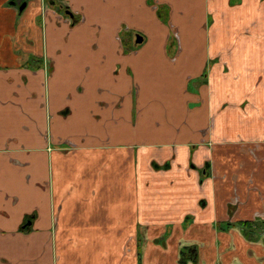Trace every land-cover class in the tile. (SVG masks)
<instances>
[{"label": "crops", "instance_id": "0c3cea01", "mask_svg": "<svg viewBox=\"0 0 264 264\" xmlns=\"http://www.w3.org/2000/svg\"><path fill=\"white\" fill-rule=\"evenodd\" d=\"M262 49L264 0H0V264H264Z\"/></svg>", "mask_w": 264, "mask_h": 264}, {"label": "trees", "instance_id": "16d2710c", "mask_svg": "<svg viewBox=\"0 0 264 264\" xmlns=\"http://www.w3.org/2000/svg\"><path fill=\"white\" fill-rule=\"evenodd\" d=\"M64 8H67V7L65 6ZM160 8L163 9V7H159L158 9H160ZM158 14H160V16L163 18L165 17V16H162L160 10H158ZM74 19H75V17H74ZM172 44H173V38L170 37V40L168 42V50H171ZM239 225H240V228L242 229V231L247 235L250 233V231L252 229L255 228V225H257V227H260L263 229V231L260 234L261 236H262V233H264V219H262V218H255V220L251 223L242 222ZM138 255H140V250H138ZM182 261H186V260L183 259Z\"/></svg>", "mask_w": 264, "mask_h": 264}, {"label": "rangeland", "instance_id": "374dc122", "mask_svg": "<svg viewBox=\"0 0 264 264\" xmlns=\"http://www.w3.org/2000/svg\"><path fill=\"white\" fill-rule=\"evenodd\" d=\"M158 10H160V12H161V14H162V16H165L166 15V10L165 9H158ZM165 20V19H164ZM262 54H263V56H264V50L262 49ZM251 58L253 59V62H255V63H260V57L259 56H251ZM262 59V58H261ZM261 62H263V61H261ZM225 71L226 72H228V68H227V66L225 67Z\"/></svg>", "mask_w": 264, "mask_h": 264}, {"label": "water", "instance_id": "95a60500", "mask_svg": "<svg viewBox=\"0 0 264 264\" xmlns=\"http://www.w3.org/2000/svg\"><path fill=\"white\" fill-rule=\"evenodd\" d=\"M14 4H16V2ZM25 4H26V1H23L22 4H20L18 6L19 11H21L25 7ZM66 13L68 15L72 16V14L69 11H67ZM141 41H142V37L139 34H136V41H135V43H140Z\"/></svg>", "mask_w": 264, "mask_h": 264}, {"label": "flooded vegetation", "instance_id": "af4514ba", "mask_svg": "<svg viewBox=\"0 0 264 264\" xmlns=\"http://www.w3.org/2000/svg\"><path fill=\"white\" fill-rule=\"evenodd\" d=\"M65 7V6H64ZM67 7V6H66ZM65 9V13L67 12V11H69L67 8H64ZM70 12V11H69ZM71 13V12H70ZM67 14V13H66ZM68 15V14H67ZM70 16V15H69Z\"/></svg>", "mask_w": 264, "mask_h": 264}]
</instances>
